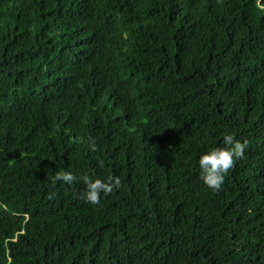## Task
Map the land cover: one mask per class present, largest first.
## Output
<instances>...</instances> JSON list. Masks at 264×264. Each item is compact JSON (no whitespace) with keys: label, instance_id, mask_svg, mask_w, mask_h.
I'll list each match as a JSON object with an SVG mask.
<instances>
[{"label":"trees","instance_id":"obj_1","mask_svg":"<svg viewBox=\"0 0 264 264\" xmlns=\"http://www.w3.org/2000/svg\"><path fill=\"white\" fill-rule=\"evenodd\" d=\"M0 264H264V0H0Z\"/></svg>","mask_w":264,"mask_h":264},{"label":"clouds","instance_id":"obj_2","mask_svg":"<svg viewBox=\"0 0 264 264\" xmlns=\"http://www.w3.org/2000/svg\"><path fill=\"white\" fill-rule=\"evenodd\" d=\"M222 146L209 149L202 153L197 161L200 169V178L209 189L218 191L223 183L228 171L234 166L236 160L244 156L247 142H241L232 134H225L221 141ZM93 150L94 143H93ZM56 181H63L71 184L74 176L69 172L59 173L55 177ZM86 185L84 198L86 202L96 204L99 202L101 193H110L113 188L120 186V180L114 178L111 183H105L99 179L92 180L85 177L83 181Z\"/></svg>","mask_w":264,"mask_h":264}]
</instances>
